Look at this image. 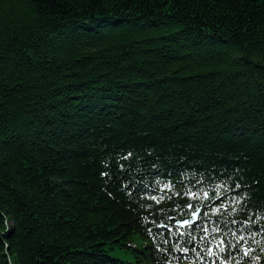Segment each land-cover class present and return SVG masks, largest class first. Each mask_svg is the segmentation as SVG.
<instances>
[{
	"label": "trees",
	"instance_id": "16d2710c",
	"mask_svg": "<svg viewBox=\"0 0 264 264\" xmlns=\"http://www.w3.org/2000/svg\"><path fill=\"white\" fill-rule=\"evenodd\" d=\"M9 262L264 264V0H0Z\"/></svg>",
	"mask_w": 264,
	"mask_h": 264
},
{
	"label": "snow or ice",
	"instance_id": "6c2138e0",
	"mask_svg": "<svg viewBox=\"0 0 264 264\" xmlns=\"http://www.w3.org/2000/svg\"><path fill=\"white\" fill-rule=\"evenodd\" d=\"M188 194H189V195H192V193H188ZM204 195L207 196L208 194L205 192ZM189 207H191V205H189ZM192 215H193V216L196 215L195 211L192 212ZM182 223H183V224H187L188 221H182ZM187 250H188V249H186V248L183 249V251H187ZM209 254H211V253H209Z\"/></svg>",
	"mask_w": 264,
	"mask_h": 264
},
{
	"label": "bare ground",
	"instance_id": "6f19581e",
	"mask_svg": "<svg viewBox=\"0 0 264 264\" xmlns=\"http://www.w3.org/2000/svg\"><path fill=\"white\" fill-rule=\"evenodd\" d=\"M100 21H103V20H100ZM83 87H84V85H82ZM191 225H193V223L192 222H190L188 225H186V226H179V227H177V229H184L185 227H188V226H191Z\"/></svg>",
	"mask_w": 264,
	"mask_h": 264
},
{
	"label": "water",
	"instance_id": "95a60500",
	"mask_svg": "<svg viewBox=\"0 0 264 264\" xmlns=\"http://www.w3.org/2000/svg\"><path fill=\"white\" fill-rule=\"evenodd\" d=\"M196 215H197V213H196ZM196 215H195V216L192 215V219H194V218L196 217ZM186 221H188L187 224H183V223H180V224H181V225H188V224L191 222V220H186ZM9 264H12V263L9 262Z\"/></svg>",
	"mask_w": 264,
	"mask_h": 264
}]
</instances>
